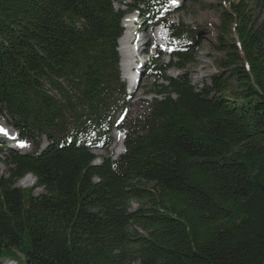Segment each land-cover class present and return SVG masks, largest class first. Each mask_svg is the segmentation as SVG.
Listing matches in <instances>:
<instances>
[{
	"label": "trees",
	"instance_id": "16d2710c",
	"mask_svg": "<svg viewBox=\"0 0 264 264\" xmlns=\"http://www.w3.org/2000/svg\"><path fill=\"white\" fill-rule=\"evenodd\" d=\"M126 1L0 0V119L34 146L0 149V260L264 264V22L251 8L264 0H224L225 74L199 87L166 76L195 66L199 44L165 24L179 46L170 64L148 66L162 84L147 114L119 127L123 154L96 164L87 141L125 95L117 42L126 13L115 6L152 20L167 3ZM231 33L236 43L222 39ZM27 175L41 195L17 188Z\"/></svg>",
	"mask_w": 264,
	"mask_h": 264
},
{
	"label": "rangeland",
	"instance_id": "374dc122",
	"mask_svg": "<svg viewBox=\"0 0 264 264\" xmlns=\"http://www.w3.org/2000/svg\"><path fill=\"white\" fill-rule=\"evenodd\" d=\"M131 0H127V3L130 4ZM241 0H231L233 3H238ZM249 3V0H244ZM176 3H179L177 6ZM117 10L122 12H127L128 8L126 5L117 4L115 6ZM251 8L254 10L260 23L264 22V6L254 7L251 5ZM228 9V5L224 0H169V4L164 7H157L154 11L158 12L152 20L145 19V17H138V24L141 26V32L143 36L147 38L150 34L147 32V27H157L162 23H170L174 25H182L187 31L186 46L196 45L197 49L196 54V65L188 67L187 71L182 72L175 69H172L166 73L170 78H175L179 75L186 74L190 80L191 85L199 87L202 83L208 84L209 78L213 75L223 76L225 74L220 69V61L224 58V54L219 50L216 45V39L218 38L217 28L220 25V15L223 11ZM130 17H137L136 14H130ZM127 17L126 19H128ZM156 23V24H154ZM139 33V34H141ZM155 35V33H151ZM226 41L233 40L236 43V36L230 34L227 38L222 37ZM136 44V42H134ZM134 44V45H135ZM141 44V43H140ZM157 41L154 39L151 44H148L149 53L156 59L160 60L162 63L167 64L169 62L168 55L160 48L155 49ZM142 46V45H141ZM175 46L172 43L171 47H167L165 52H173ZM198 47V48H197ZM145 50V48L140 49ZM137 52V51H136ZM120 54V53H119ZM138 52L132 55H137ZM143 63L147 61V58H142ZM176 61H173V63ZM140 80L138 76V83L134 89H130L129 83L131 81L132 74H129L127 78L121 79L122 83L125 85V95L122 97L121 101L118 103L117 108H112L109 110L106 115L105 128L101 135L98 137V143L94 142V138H90L87 141L88 147L95 148L93 150V155L95 156V163H100L103 159L112 157L113 159L118 157L116 153L119 150L120 143L122 139L121 134L115 132V127L119 126L123 130H128L131 121L139 116L147 114L148 104L153 98H155V91L157 87L162 84L161 81H156V79L151 76L148 72L147 66L141 65ZM145 67V68H144ZM143 70V71H142ZM225 76V75H224ZM47 91L56 99L61 102L59 94L55 91H52L50 88H47ZM62 103V102H61ZM66 118L68 122L71 123L70 115L67 113ZM11 120L8 118L0 119L1 127L9 134L8 136L17 135V132L10 127ZM111 124L109 127L108 124ZM3 137V136H2ZM93 139V140H92ZM24 144V154H28L34 151V146L32 142L28 139L22 140ZM109 143V144H107ZM2 145H0L1 147ZM47 146L45 140L41 141L40 149H44ZM9 147V146H8ZM123 152H121L122 154ZM120 154V155H121ZM3 156L0 155V176L6 175V168L3 165ZM17 188L21 190L32 189L33 196H39L43 192L40 189H35L34 179L31 177L25 178L17 182ZM136 204L132 203L130 205L131 210L136 208ZM136 232L140 236H145L144 232L140 229H136ZM20 259H23L19 255ZM10 260L4 259L0 260V264H7Z\"/></svg>",
	"mask_w": 264,
	"mask_h": 264
},
{
	"label": "bare ground",
	"instance_id": "6f19581e",
	"mask_svg": "<svg viewBox=\"0 0 264 264\" xmlns=\"http://www.w3.org/2000/svg\"><path fill=\"white\" fill-rule=\"evenodd\" d=\"M127 24H128L127 21H123V24H122L123 34L120 37V39L118 40V49L117 50L120 53L119 55L121 57V60H120V67H121V69L125 68L126 65H129L130 66V70H131V68H133V67L141 68V67H138L137 64L135 63V61H137L138 59L135 60L136 59V55H132V53L133 54L134 53L136 54L139 51L140 54H138V55H141V53L145 52L146 51V46L148 44H151L152 41L154 42L155 35L154 36L151 35V32H150L151 25H150V26L147 27V32L150 34V36H147V38H145L143 36V33H142V38H141L138 35L139 33H137V35H135L133 33V28H130L131 26H129ZM138 29H141V26ZM142 32H144V31H142ZM158 34H160V35H158ZM157 35H158L157 36L158 38H162L161 37V35H162L161 31L158 30L157 31ZM132 38H134V42H136V44L135 45H132V47L130 49L125 48V44L129 43L128 40H131ZM144 45H146V46H144ZM142 47L145 48V50H143V51L140 50V49H142ZM145 57H147V55L144 54L141 58H145ZM146 62L143 63V60H142L140 62V66L141 65L142 66L145 65ZM125 72L128 73L127 71H125ZM133 76H134V73H133L132 77ZM136 82L138 83V77H137ZM129 85H130V83H129ZM107 144H109V143H107ZM7 264H13V263H12V261H8Z\"/></svg>",
	"mask_w": 264,
	"mask_h": 264
},
{
	"label": "snow or ice",
	"instance_id": "6c2138e0",
	"mask_svg": "<svg viewBox=\"0 0 264 264\" xmlns=\"http://www.w3.org/2000/svg\"><path fill=\"white\" fill-rule=\"evenodd\" d=\"M0 133H3L5 135H7L6 131L3 128H0ZM21 146H24L23 144H21Z\"/></svg>",
	"mask_w": 264,
	"mask_h": 264
}]
</instances>
